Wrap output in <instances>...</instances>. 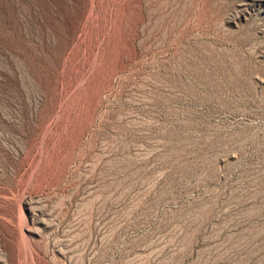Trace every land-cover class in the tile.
<instances>
[{"label":"rangeland","instance_id":"rangeland-1","mask_svg":"<svg viewBox=\"0 0 264 264\" xmlns=\"http://www.w3.org/2000/svg\"><path fill=\"white\" fill-rule=\"evenodd\" d=\"M0 264H264V0H0Z\"/></svg>","mask_w":264,"mask_h":264},{"label":"bare ground","instance_id":"bare-ground-1","mask_svg":"<svg viewBox=\"0 0 264 264\" xmlns=\"http://www.w3.org/2000/svg\"><path fill=\"white\" fill-rule=\"evenodd\" d=\"M5 259H7V258H5ZM5 259H4V260H5ZM7 261H8V259H7Z\"/></svg>","mask_w":264,"mask_h":264}]
</instances>
